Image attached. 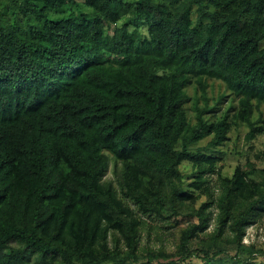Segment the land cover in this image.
I'll use <instances>...</instances> for the list:
<instances>
[{
  "label": "trees",
  "instance_id": "16d2710c",
  "mask_svg": "<svg viewBox=\"0 0 264 264\" xmlns=\"http://www.w3.org/2000/svg\"><path fill=\"white\" fill-rule=\"evenodd\" d=\"M83 1L0 3V264H264V183L218 155L233 121L264 135V0ZM210 79L234 120L207 116Z\"/></svg>",
  "mask_w": 264,
  "mask_h": 264
},
{
  "label": "rangeland",
  "instance_id": "374dc122",
  "mask_svg": "<svg viewBox=\"0 0 264 264\" xmlns=\"http://www.w3.org/2000/svg\"><path fill=\"white\" fill-rule=\"evenodd\" d=\"M76 1L77 3L68 4L63 9L50 11V15L52 17H57L71 11L84 14L91 12V9L84 4L83 0ZM187 90L192 96L191 101L187 104L188 114L189 117L194 120L195 109L193 108V98L196 96L194 85L189 86ZM222 93L225 94L223 98L220 97ZM207 96L209 98V104L215 106L210 112L207 113L208 117H210L211 119H217L225 112H228L229 118L231 120H234V113L237 110L238 98L235 97L234 94L229 90H227L222 82H220L219 80L210 79ZM199 104L204 105V100L201 96L199 99ZM248 131L249 126L245 122H232V127L227 135L226 141L219 147L222 150V152L218 153V155L220 156V163L223 164L222 170L223 172L232 174L238 164H247L253 168L252 178H254L256 181L264 183V162L259 158L258 154L264 147V135L259 134L253 140H248L246 137ZM209 139L210 137H206L199 141L198 144L205 145ZM113 166L114 159L111 156L110 168L106 175L107 177L113 176ZM182 167L186 170H190L191 166L189 163L185 162ZM144 218H146V220H148L150 223L157 226V230L161 229L160 232L163 236V241L167 246L171 247L175 244L178 233V230L176 228H173L171 226L166 227V225L159 219L145 216ZM183 224L185 225V223ZM214 226L215 221L213 218L209 221V225L206 230L212 231ZM244 241L248 243L254 242L258 245L259 248H264V216L256 223L247 226V232L244 236ZM161 243L162 242L160 241V238L158 237V234L155 232V230H152L151 233H148L145 230L142 232L141 244L159 246ZM226 247L232 253L236 251V248L231 244H226ZM258 261H264V255L259 256Z\"/></svg>",
  "mask_w": 264,
  "mask_h": 264
}]
</instances>
